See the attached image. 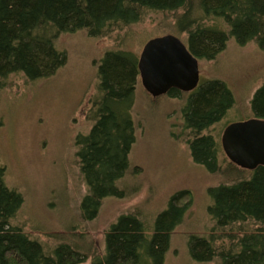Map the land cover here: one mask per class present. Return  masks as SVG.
<instances>
[{
  "label": "trees",
  "instance_id": "16d2710c",
  "mask_svg": "<svg viewBox=\"0 0 264 264\" xmlns=\"http://www.w3.org/2000/svg\"><path fill=\"white\" fill-rule=\"evenodd\" d=\"M160 16L171 20L173 35L199 61L215 60L231 40L239 46L255 42L264 50V0H0V88L13 75L27 81L53 76L66 63L65 52L56 47L63 34L85 31L112 40L99 59L92 126L75 140L87 186L80 207L83 221L97 217L104 199L124 197L118 185L130 171L132 107L140 80L139 56L128 38L147 19ZM161 96L183 95L173 90L155 98ZM235 102L220 79L186 94L182 136L194 163L210 172H220L221 150L210 130ZM249 110L252 118L264 120V83L252 93ZM222 155L227 182L210 191L207 212L213 227L208 234L191 236L189 255L199 264H264V165L244 169ZM4 171L1 167L0 264H163L191 200L187 191L175 193L154 222L122 214L104 231L98 252L93 244L84 245L85 234L74 228L51 235L49 245L12 224L23 197L6 185Z\"/></svg>",
  "mask_w": 264,
  "mask_h": 264
},
{
  "label": "rangeland",
  "instance_id": "374dc122",
  "mask_svg": "<svg viewBox=\"0 0 264 264\" xmlns=\"http://www.w3.org/2000/svg\"><path fill=\"white\" fill-rule=\"evenodd\" d=\"M165 18L147 19L128 38L138 56L148 40L177 33ZM111 42L85 31L63 34L56 47L65 52L66 63L53 76L27 81L13 75L0 88V168L5 170L6 185L23 197L12 224L49 245L51 235L74 228L85 234L84 245L93 244L98 252L104 231L119 216L134 213L154 222L175 193L187 191L190 204L173 231L163 264H199L189 255L187 244L191 236L211 232L210 191L227 180L222 149L218 173L191 157L181 130L186 94H181L182 99H153L139 80L132 107L135 142L129 153L130 171L118 185L124 197L104 199L92 221L80 218L87 186L77 163L75 140L92 126L89 112L98 94L99 59ZM199 69L202 81L220 79L235 96L234 107L210 130L219 141L227 124L252 118L249 102L264 83V50L255 42L239 46L231 40L215 60L201 61Z\"/></svg>",
  "mask_w": 264,
  "mask_h": 264
},
{
  "label": "water",
  "instance_id": "95a60500",
  "mask_svg": "<svg viewBox=\"0 0 264 264\" xmlns=\"http://www.w3.org/2000/svg\"><path fill=\"white\" fill-rule=\"evenodd\" d=\"M198 61L176 36L166 34L148 40L138 57V72L144 90L152 97L170 86L184 92L199 82ZM227 159L244 169L264 165V120L250 118L224 128L221 139Z\"/></svg>",
  "mask_w": 264,
  "mask_h": 264
},
{
  "label": "flooded vegetation",
  "instance_id": "af4514ba",
  "mask_svg": "<svg viewBox=\"0 0 264 264\" xmlns=\"http://www.w3.org/2000/svg\"><path fill=\"white\" fill-rule=\"evenodd\" d=\"M196 58V57H195ZM197 59V58H196ZM197 61H198V70H199V82H198V85H197V87L194 89V90H192V91H190V92H184V91H182L181 89H179V88H177L176 86H170L167 90H166V92L164 93V94H162V95H165V94H167V93H169V92H171V91H173V90H175V91H179L181 94H192V93H195L201 86H202V84L204 83V82H207V81H209V79L208 80H204V81H202L201 80V75H200V69H199V66H200V62L201 61H199L198 59H197ZM140 79V78H139ZM211 80V79H210ZM141 83V82H140ZM148 95H150L149 93H148ZM151 96V95H150ZM159 96V95H158ZM152 97V96H151ZM157 97V96H156ZM155 98V97H154ZM223 120V119H222ZM231 124V123H230ZM227 125H229V124H227ZM226 125V126H227ZM225 126V127H226ZM224 127V128H225ZM224 128H223V130H222V133H221V135H220V139H219V143H220V147H221V149H222V143H221V139H222V135H223V133H224ZM222 151H223V149H222ZM223 154H224V152H223Z\"/></svg>",
  "mask_w": 264,
  "mask_h": 264
},
{
  "label": "bare ground",
  "instance_id": "6f19581e",
  "mask_svg": "<svg viewBox=\"0 0 264 264\" xmlns=\"http://www.w3.org/2000/svg\"><path fill=\"white\" fill-rule=\"evenodd\" d=\"M160 96V95H159Z\"/></svg>",
  "mask_w": 264,
  "mask_h": 264
}]
</instances>
